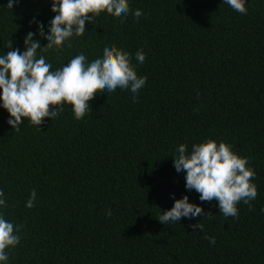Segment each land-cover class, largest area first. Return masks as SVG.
Listing matches in <instances>:
<instances>
[{"label":"trees","instance_id":"16d2710c","mask_svg":"<svg viewBox=\"0 0 264 264\" xmlns=\"http://www.w3.org/2000/svg\"><path fill=\"white\" fill-rule=\"evenodd\" d=\"M7 4L0 0V54L11 45L23 51L26 35L37 32L33 20L47 29L54 16L50 0ZM129 4L142 10L138 21L101 13L71 47L45 55L56 70L80 51L95 59L112 41L148 78L135 102L128 91L101 89L83 119L65 105L40 129L26 121L20 131L0 108L3 212L22 235L9 264H264V0H248L247 15L223 0ZM140 49L143 64L135 60ZM209 138L233 145L255 170L257 198L251 208L237 205L238 218L220 214L216 200L201 202L174 168L180 144L191 151ZM172 194L189 196L204 214L160 223Z\"/></svg>","mask_w":264,"mask_h":264},{"label":"clouds","instance_id":"9594fccd","mask_svg":"<svg viewBox=\"0 0 264 264\" xmlns=\"http://www.w3.org/2000/svg\"><path fill=\"white\" fill-rule=\"evenodd\" d=\"M19 0H8L7 8L13 9ZM54 14L47 29L43 22L36 19L33 23L37 32H29L24 39V50L10 46L0 54V108L8 114V125L14 131H20L26 121L40 129L44 120L57 119L64 111L65 105H71L74 118L81 120L91 109L93 95L104 90L113 93L118 88L132 94L135 102L140 90L147 84V76L138 75L132 55L117 47L112 41L107 42L103 51L89 61L80 51L67 64L52 70L45 53L63 51L71 47L73 38L86 33V24H92L95 17L107 13L121 17L122 22L131 15L138 21L142 10L130 9L129 0H50ZM232 10L247 15L248 0H223ZM46 40L42 46L41 39ZM138 64H143L146 54L140 49L135 54ZM51 106V107H50ZM174 168L177 173H185V187L195 190L201 202L216 200L220 214L225 218H238L240 202L252 207L257 198L258 187L253 182L255 170L249 166L247 157H242L233 150V145L224 141L206 139L193 144L191 151L186 144L176 149ZM174 205L163 211L157 218L160 223L168 225L177 223L182 218H198L204 209L190 202L189 196L176 199L171 197ZM37 192L35 189L25 202V207H35ZM5 193L0 189V264H9V253L21 242V226L5 218L3 209L7 207ZM111 216V210L108 211ZM211 218V214H205ZM193 230L204 231L203 223L191 226ZM211 244L215 237L206 236Z\"/></svg>","mask_w":264,"mask_h":264}]
</instances>
